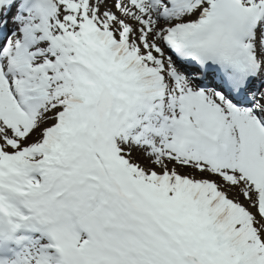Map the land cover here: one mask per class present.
Instances as JSON below:
<instances>
[{"label":"snow or ice","instance_id":"1","mask_svg":"<svg viewBox=\"0 0 264 264\" xmlns=\"http://www.w3.org/2000/svg\"><path fill=\"white\" fill-rule=\"evenodd\" d=\"M0 264H264V0H0Z\"/></svg>","mask_w":264,"mask_h":264}]
</instances>
